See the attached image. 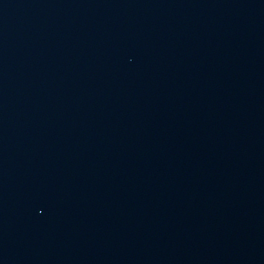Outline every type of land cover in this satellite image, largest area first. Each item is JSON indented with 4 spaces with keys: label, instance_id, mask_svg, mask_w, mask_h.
Returning <instances> with one entry per match:
<instances>
[{
    "label": "water",
    "instance_id": "water-1",
    "mask_svg": "<svg viewBox=\"0 0 264 264\" xmlns=\"http://www.w3.org/2000/svg\"><path fill=\"white\" fill-rule=\"evenodd\" d=\"M0 264H264V0H0Z\"/></svg>",
    "mask_w": 264,
    "mask_h": 264
}]
</instances>
